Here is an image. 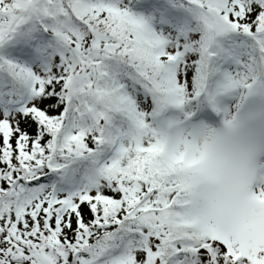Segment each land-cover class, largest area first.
<instances>
[{
  "label": "snow or ice",
  "instance_id": "snow-or-ice-1",
  "mask_svg": "<svg viewBox=\"0 0 264 264\" xmlns=\"http://www.w3.org/2000/svg\"><path fill=\"white\" fill-rule=\"evenodd\" d=\"M0 264H264V0H0Z\"/></svg>",
  "mask_w": 264,
  "mask_h": 264
}]
</instances>
